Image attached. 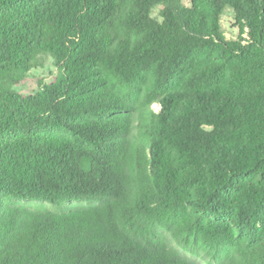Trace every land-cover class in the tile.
<instances>
[{"label":"trees","instance_id":"trees-1","mask_svg":"<svg viewBox=\"0 0 264 264\" xmlns=\"http://www.w3.org/2000/svg\"><path fill=\"white\" fill-rule=\"evenodd\" d=\"M225 250L264 264V0H0V264Z\"/></svg>","mask_w":264,"mask_h":264},{"label":"rangeland","instance_id":"rangeland-1","mask_svg":"<svg viewBox=\"0 0 264 264\" xmlns=\"http://www.w3.org/2000/svg\"><path fill=\"white\" fill-rule=\"evenodd\" d=\"M181 4L184 7H189V0H181ZM150 18L161 23L159 17V9L155 8L150 12ZM220 31L223 39L227 42H236L238 40L239 31L233 19V15L229 9H227L222 17L220 18ZM245 38V35H242ZM58 75V70L55 67L54 61L50 56H39L35 65L31 70L23 76L20 82L14 86L15 91L23 95H32L39 90L40 84H50ZM150 113L157 114L160 110L158 104L150 105ZM204 255V252L202 251ZM228 255H235L232 250L222 251L220 254L215 256L207 255L212 257L208 262L212 264H218L223 261Z\"/></svg>","mask_w":264,"mask_h":264}]
</instances>
